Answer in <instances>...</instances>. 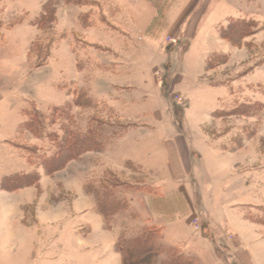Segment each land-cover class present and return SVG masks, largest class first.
I'll return each mask as SVG.
<instances>
[{
	"label": "rangeland",
	"instance_id": "1",
	"mask_svg": "<svg viewBox=\"0 0 264 264\" xmlns=\"http://www.w3.org/2000/svg\"><path fill=\"white\" fill-rule=\"evenodd\" d=\"M216 2L164 16L145 0H0L13 89L1 106L12 139L0 143V264H175L203 224L178 216L166 243L148 199L178 190L197 207L205 195L202 220L239 195L264 221V0H234L241 12ZM236 20L247 32H229ZM65 139L84 148L46 173ZM142 232L148 251L115 250Z\"/></svg>",
	"mask_w": 264,
	"mask_h": 264
},
{
	"label": "crops",
	"instance_id": "2",
	"mask_svg": "<svg viewBox=\"0 0 264 264\" xmlns=\"http://www.w3.org/2000/svg\"><path fill=\"white\" fill-rule=\"evenodd\" d=\"M159 5L163 7L162 15L167 16V9L172 10V13L177 15L181 10H185L192 2L202 3L205 0H158ZM210 1V0H209ZM217 6L218 2L223 4L228 3L234 6L235 9L245 10V4L241 2L235 4L234 0H216ZM147 6L141 8H148L151 14L155 15L158 13L157 5L154 4L155 0H145ZM138 1H136V4ZM140 3L138 4V6ZM137 6V5H136ZM214 7V8H215ZM131 8V7H130ZM138 8V7H137ZM140 8V6H139ZM213 8V9H214ZM212 9V10H213ZM5 58H2L4 61ZM8 74L4 72L1 68L0 60V76L4 77V82L6 83L0 87V110L2 104L5 102L7 94L11 93L13 89L9 90L7 87L8 84ZM25 100V99H24ZM23 102V101H22ZM17 106L15 107V109ZM6 114V113H5ZM7 115V114H6ZM4 117L2 110L0 112V121ZM22 120L16 119V116L8 124V127H5L8 130H15L18 127V124ZM10 125V126H9ZM12 139L11 136H1L0 143L8 144ZM4 144V145H6ZM167 155V154H166ZM199 186L196 187V189ZM200 190V188L198 189ZM184 191L178 190L176 194L165 197L164 199H148L150 203V209L155 214H159L156 218H163L167 223H165V229L163 228V240L167 243L169 234L166 231H169L170 226L177 225L180 219L178 216L187 215L188 211L195 212L199 217V220L203 224L204 232H199L193 234L190 238L191 245L179 244L180 252L179 254L183 255L186 259L188 255L189 259L186 264H264V221L257 220L251 215L255 211V205L247 204L243 201V196H233L226 199V202L221 201L219 208L208 211L207 219L202 220L199 207L205 208V195L201 203L198 204V207L194 205L193 201L190 203L188 199L184 200ZM239 197V198H237ZM182 209L184 211H182ZM180 211L182 214L180 215ZM214 212V213H213ZM165 216V217H164ZM177 217L179 220L176 222L168 221V217ZM99 217V216H98ZM187 222V220H185ZM163 226V225H162ZM174 230L179 235V229L175 226ZM186 234L189 237L188 231L181 232ZM102 237L105 235H100L99 239L102 240ZM111 241L113 243L115 239L114 233H111Z\"/></svg>",
	"mask_w": 264,
	"mask_h": 264
},
{
	"label": "trees",
	"instance_id": "3",
	"mask_svg": "<svg viewBox=\"0 0 264 264\" xmlns=\"http://www.w3.org/2000/svg\"><path fill=\"white\" fill-rule=\"evenodd\" d=\"M159 2L160 1H158V3H156V5L158 4L157 5L158 14H161L162 11H163V7L161 5H159ZM236 21L237 22H235L234 24L231 25L229 32H234L235 34L236 33H240V35H242L241 33H243L244 31L247 32V30H246L247 26H245V24L244 25L241 24L242 21H240V20L239 21L236 20ZM244 27H245V29H244ZM33 113L37 115L36 112H33ZM28 121H30V122H28ZM28 121H26L25 125H27V127H29L31 130H35V128H38L40 126V124H41V122H36L33 119H29ZM64 141H65V143H64ZM64 141H63V144H64L65 148H63V149L65 150V153H66L65 157L66 158L65 159L64 158H58L59 157L58 156L55 160L48 161V163L44 162L42 165H43V168L46 171V173H50L52 171L60 169L64 165L65 161H67L68 159L72 158L73 155L76 154L77 152H80L84 148V144H85L84 143L85 140L81 139V141H80L81 148L80 149L78 148V149L70 150L71 146H70L68 140L65 139ZM15 180L16 179H14V178L6 180L4 182L3 187H6L9 190L13 189L14 187L17 186L16 183H15ZM9 182L11 184H8ZM33 182H34V179L29 180V176H28V177L22 178L21 182L18 185H19V187L27 186V185H30ZM160 198H161V196H157V197H154L153 199H160ZM97 205H98L99 209H101L100 211H102L104 217H106L107 215H106L105 206L101 205V203H99V202H97ZM255 219L261 220L258 217H255ZM149 242H150V234H145V233L142 232V234H140L138 236H135L133 238V240H131V241L127 240V241L121 242V238L118 239L117 242L115 243V250L120 252V253H125L126 254L125 258L126 257H130V258L134 257V258H136V257L140 256V254L143 252L142 250L148 251L149 248L153 246V244H152V246L147 247L146 244H148ZM140 251H142V252H140ZM125 261L123 259L122 263L123 264H130V263H127ZM175 264H184V258L179 253H177V256L175 258Z\"/></svg>",
	"mask_w": 264,
	"mask_h": 264
}]
</instances>
